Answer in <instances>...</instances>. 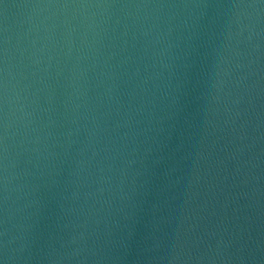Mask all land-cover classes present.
Wrapping results in <instances>:
<instances>
[{"label":"water","instance_id":"1","mask_svg":"<svg viewBox=\"0 0 264 264\" xmlns=\"http://www.w3.org/2000/svg\"><path fill=\"white\" fill-rule=\"evenodd\" d=\"M0 264H264V0H0Z\"/></svg>","mask_w":264,"mask_h":264}]
</instances>
